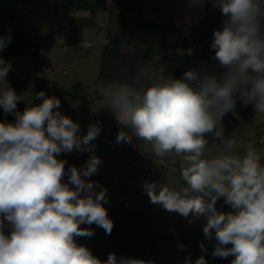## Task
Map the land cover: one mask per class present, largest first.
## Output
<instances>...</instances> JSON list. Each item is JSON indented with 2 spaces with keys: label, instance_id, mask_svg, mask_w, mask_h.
Wrapping results in <instances>:
<instances>
[{
  "label": "clouds",
  "instance_id": "1",
  "mask_svg": "<svg viewBox=\"0 0 264 264\" xmlns=\"http://www.w3.org/2000/svg\"><path fill=\"white\" fill-rule=\"evenodd\" d=\"M190 2L201 7L210 2L224 17L210 45L214 67L222 71L201 63L174 79L151 68L122 67L120 78L103 90L106 107L122 129L115 142L135 139L150 146L152 157H177L182 185L145 181L150 203L189 223L204 217V238L215 239L213 257L264 264V156L252 145L241 153L238 137L225 136L222 126L237 100L264 115V0ZM10 43V35L0 36V52ZM176 53L192 55L193 49ZM11 67L0 55V107L15 118L0 121V264H153L115 253L101 260L77 243L95 234L93 224L106 235L114 227L104 207L107 189L90 179L103 163L93 143L102 131L100 122L81 134L79 123L59 111L60 99L44 91L34 97L40 104L30 101L17 111L23 97L10 85ZM208 135L223 152L206 155ZM74 151L91 155L83 167L66 168L67 161L57 157ZM220 198L231 211L216 208ZM200 248L207 253L203 242ZM185 264H192L190 256ZM195 264H207L205 256Z\"/></svg>",
  "mask_w": 264,
  "mask_h": 264
},
{
  "label": "rangeland",
  "instance_id": "2",
  "mask_svg": "<svg viewBox=\"0 0 264 264\" xmlns=\"http://www.w3.org/2000/svg\"><path fill=\"white\" fill-rule=\"evenodd\" d=\"M55 12L49 13V7ZM212 11V5H209ZM206 12V10H205ZM11 16L21 25L24 34L31 43V48L22 54L2 55L11 63V70L8 73V80L11 87L23 78H31L35 81L33 89H21L16 91L23 98L18 103L25 106L31 101L32 104H40L42 101L35 99L37 93L44 91L48 96H55L60 99L59 111L79 123L81 134H86L88 125L95 122V118L101 121L102 131L95 144V154L100 157L103 163L99 166L98 174L90 177L107 189L108 203L104 205L108 215L116 205H123L127 200L124 194L126 186L123 185L119 175V167L123 161V151L126 146L132 150L127 158V164L133 175L127 179L128 188H135L137 194L147 197L143 192L145 181L164 182L173 187L182 185L179 174L180 160L171 156L167 159L152 157L150 146L143 145L137 140L132 144L117 145L115 138L120 125L117 123L112 111L106 107V99L103 95L104 88L110 81L99 78L100 57L103 45L119 29V22L111 17L108 11H97L94 15L95 26H86L79 34H72L69 28H63L60 22L72 16H78L76 11L67 8L59 0H0V28L12 32ZM196 24L198 22H195ZM195 25V24H194ZM187 31L180 29L175 31L169 40V52L160 65L159 72L176 79L171 73L176 50L179 42L187 35ZM71 37V39H70ZM67 44L68 49L63 50ZM123 51L129 52L130 48L125 46ZM69 62L68 72L63 73L65 61ZM170 63V64H168ZM54 71L46 72L41 70V65L51 66ZM181 78V77H180ZM178 79V78H177ZM80 85L86 94L74 95L75 86ZM264 115L255 113L254 105H244L237 100L233 112L227 113L222 120L225 129L224 134H235L239 139V151L243 153L249 145L261 151L264 156V144L258 139L263 135L262 124ZM127 130V129H123ZM112 146L114 148H112ZM223 152L222 146L215 139L209 143L206 155L212 156ZM71 155L80 158L83 165L89 158L90 153L72 152ZM145 162L152 163L156 168V178L151 179L143 169ZM114 181V192H108L110 183ZM217 202L224 204L223 198ZM154 216L153 227L155 233L159 232L161 224L169 226L174 222H182L190 227V244H172L164 246L156 244V253L149 254L145 260L153 264H185V258L190 256L192 264L201 255H211L214 242L205 240L203 225L206 222L204 217L194 219L189 223L188 219L173 212L164 210L159 205L150 203ZM81 227H89L81 225ZM96 231V225H91ZM94 237V235L92 236ZM92 237L78 238L77 243L93 246ZM207 247V253H203L200 243ZM192 255H191V254ZM200 256H196V255Z\"/></svg>",
  "mask_w": 264,
  "mask_h": 264
},
{
  "label": "trees",
  "instance_id": "3",
  "mask_svg": "<svg viewBox=\"0 0 264 264\" xmlns=\"http://www.w3.org/2000/svg\"><path fill=\"white\" fill-rule=\"evenodd\" d=\"M67 8L75 11H86L87 15L72 16L69 20V31L72 34H79L86 26H95L94 15L97 11H108L112 18L119 22V29L109 34L108 40L103 45L100 57L99 78L113 82L120 78L122 67L126 66L131 70L141 67L151 68L158 71L161 63L168 55L169 40L179 26L170 22H154L142 20L138 16L142 10L144 0H59ZM224 17L219 10L211 11L207 6L206 15L195 25L188 28V33L178 44V49H193L192 55H175L172 63L171 73L174 77L180 78L183 73L192 68L199 69L201 63L207 64L210 70L215 69L211 57L214 55L210 45L213 40V33L222 25ZM13 31L0 28V36H11L10 45L0 52L4 56L26 53L31 48V43L23 32L21 25L11 16ZM129 47L130 51H123V47ZM14 89H33L35 81L29 77L17 81ZM74 95L86 94L80 85L75 86ZM17 103V110L23 107ZM0 109H3L0 107ZM209 143L214 140L208 135ZM132 151L126 146L123 151V161L119 167L118 176L122 178L124 186H128L127 179L134 172H131L127 164V158ZM58 159L67 161L69 165L83 167L80 158L70 153H61ZM67 177L65 178V181ZM114 181L108 187V192H114ZM126 186L124 192L133 191L135 188ZM216 208L223 212L231 211L227 204L217 202ZM114 222L110 235L96 226L93 246L89 249L101 260H106L109 253H115L118 257H131L146 259L149 254L156 253V244L164 246L172 244H190V227L182 222H174L173 228L169 231L164 222L159 232L155 233L152 213H146L135 208H128L124 205H116L109 216ZM213 244L215 239L213 237ZM214 247V246H213ZM212 247V249H213ZM234 257L227 258L209 256L210 264H231Z\"/></svg>",
  "mask_w": 264,
  "mask_h": 264
},
{
  "label": "crops",
  "instance_id": "4",
  "mask_svg": "<svg viewBox=\"0 0 264 264\" xmlns=\"http://www.w3.org/2000/svg\"><path fill=\"white\" fill-rule=\"evenodd\" d=\"M210 4L206 2L201 7L192 4L190 0H144L138 17L147 21L170 22L179 26L176 31L184 29L188 32L189 26L196 24L195 22H199L206 15L207 6ZM76 14L83 16L87 15V12L76 11Z\"/></svg>",
  "mask_w": 264,
  "mask_h": 264
},
{
  "label": "built area",
  "instance_id": "5",
  "mask_svg": "<svg viewBox=\"0 0 264 264\" xmlns=\"http://www.w3.org/2000/svg\"><path fill=\"white\" fill-rule=\"evenodd\" d=\"M47 11L49 13L55 12L54 8L51 7V6L48 8ZM60 25L63 28H68L69 27V20L68 19L62 20L60 22ZM70 39H71V37H70ZM67 49H68V47H67V44L65 42V44L63 45V50L66 51ZM68 67H69V62L66 60L65 64H64V67L62 69L64 74H66L68 72ZM40 68H41L42 71H46V72H53L54 71L53 64L51 66L41 65ZM219 71H222V70L219 69V68H215L214 69V72H219ZM25 107L26 106L24 105L23 107L19 108L17 111L23 112ZM14 120H15V118H14V116L12 114L5 115L4 112H3V109H0V121H3V122H14ZM97 121H99L100 125H101V121L99 120V118L96 117L95 118V122H97ZM262 128L264 129V123L262 124ZM224 135L228 136L227 134H224ZM261 140H264V134L258 139L259 142ZM112 148H114V147L112 146ZM143 169L148 173L149 178H151V179L156 178V168H155V166L152 163L145 162L144 165H143ZM124 194L127 197V200L123 204L125 207L139 209V210H142V211H144L146 213H152V209H151V206H150V200H149L148 197L141 196V195H139V194H137L136 192H133V191H126V192H124ZM166 228L169 231H171L172 228H173V223H171L169 226H166ZM196 256L198 257L200 255L197 254ZM209 256L210 255L206 256L207 264H210L209 263Z\"/></svg>",
  "mask_w": 264,
  "mask_h": 264
},
{
  "label": "water",
  "instance_id": "6",
  "mask_svg": "<svg viewBox=\"0 0 264 264\" xmlns=\"http://www.w3.org/2000/svg\"><path fill=\"white\" fill-rule=\"evenodd\" d=\"M45 94H46V96H48V93L47 92H45Z\"/></svg>",
  "mask_w": 264,
  "mask_h": 264
}]
</instances>
